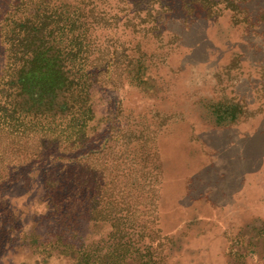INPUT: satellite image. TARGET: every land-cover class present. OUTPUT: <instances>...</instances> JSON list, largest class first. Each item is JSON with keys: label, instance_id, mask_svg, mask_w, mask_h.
I'll use <instances>...</instances> for the list:
<instances>
[{"label": "rangeland", "instance_id": "1", "mask_svg": "<svg viewBox=\"0 0 264 264\" xmlns=\"http://www.w3.org/2000/svg\"><path fill=\"white\" fill-rule=\"evenodd\" d=\"M54 13L94 118L0 134V264H264V0H0V79Z\"/></svg>", "mask_w": 264, "mask_h": 264}, {"label": "trees", "instance_id": "2", "mask_svg": "<svg viewBox=\"0 0 264 264\" xmlns=\"http://www.w3.org/2000/svg\"><path fill=\"white\" fill-rule=\"evenodd\" d=\"M53 19L35 14L6 26L8 66L0 79V134L44 132L47 121L69 120V145L78 148L94 118L90 85L82 81L85 73L79 68L74 77L70 66L85 48L84 40L77 33L78 20L69 23L56 13Z\"/></svg>", "mask_w": 264, "mask_h": 264}]
</instances>
